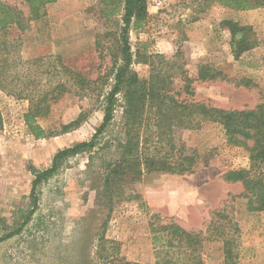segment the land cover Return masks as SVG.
Masks as SVG:
<instances>
[{"label":"rangeland","instance_id":"rangeland-1","mask_svg":"<svg viewBox=\"0 0 264 264\" xmlns=\"http://www.w3.org/2000/svg\"><path fill=\"white\" fill-rule=\"evenodd\" d=\"M0 1L28 13L23 0ZM124 1L56 0L25 31L0 32V41L11 45L3 81L9 93L0 90V238L18 229L0 242V264H106L101 257L106 254L114 264H153L154 222L201 233L204 264H223V236L233 240L237 264H264V210L248 212L243 186L225 179L230 171L248 169L249 155L229 144L221 126L211 122L172 133L164 128L159 143L153 127V133L145 132L150 148L159 147L161 156L172 151L171 160L185 148L192 150L199 158L192 174L145 171L126 187L129 199L109 206L99 195V164L90 166V155L79 154L37 187L33 210L32 171L50 168L58 151L90 140L102 122L101 103L122 63ZM228 23L244 29L240 39L233 38ZM127 40L131 70L140 79L158 76L156 83H164L178 101L221 110L253 109L260 103L264 8L233 11L204 0H168L156 7L146 0V15L131 21ZM64 67L85 78L84 94ZM206 69L221 75L200 80ZM58 83L65 88L36 120L44 135L35 137L24 121L28 101L18 93L35 86L49 91ZM121 117L118 105L111 132L119 131Z\"/></svg>","mask_w":264,"mask_h":264},{"label":"trees","instance_id":"trees-1","mask_svg":"<svg viewBox=\"0 0 264 264\" xmlns=\"http://www.w3.org/2000/svg\"><path fill=\"white\" fill-rule=\"evenodd\" d=\"M204 1L217 3L233 11L264 8V0ZM23 2L28 9L27 15L0 1V32L12 27L19 31H25L30 22L43 18L46 5L53 4L56 0H23ZM145 15L146 0L124 1L122 16L124 27L119 47L122 63L114 71L113 86L101 103L102 122L90 140L58 151L52 159L50 168L43 171H32L34 179L30 200L33 210L37 207L38 202L37 187L56 174L64 161L79 154L90 155V166L95 163L99 164L98 174L102 180L99 195L104 200H108L109 206L114 200L129 199L125 193L126 187L137 181L145 171L177 175L192 174L195 172L199 160L192 150L185 148L178 159L171 160L169 154L173 156L172 151L161 156L162 150L159 147L150 148L149 140L151 139L145 135V132L153 133L154 131L150 130V127H153L157 132H155L156 140L159 143L164 128H168L172 133L175 128L189 130L197 128L200 123L211 122L221 126L229 144L243 147L247 151L249 168L230 171L226 174L225 179L243 186L242 196L246 199L248 212H262L264 210V90L261 91L260 103L253 109L221 110L200 103L176 100L165 89L164 83L160 85L156 83L158 76L140 79L131 70L132 54L128 45L127 32L133 19L141 20ZM231 24L226 25L231 35L235 40L240 39L241 37H237L238 33L244 29L238 27L232 29L231 26L229 28L228 25ZM10 46L6 41H0V90L8 93L9 89L3 86V81L7 78L6 66L11 54ZM241 53H243L242 50L238 51L239 55ZM63 72L68 74V79L73 80L74 84L81 85L78 93L84 94V86L88 84L85 82V78L65 67ZM53 73L59 74L57 71ZM220 75V72L206 69L201 71L199 79L214 81ZM64 88V85L58 83L57 87H51L49 91H40L35 86L25 95L23 94L26 89H22L18 93L19 97L22 96L28 101L29 108L24 115V121L26 127L35 137L44 135L36 120L48 113L49 102L58 98L55 93L58 90L61 92ZM188 89L189 86H186L187 94L192 95ZM118 105L122 110L119 131L111 132L114 113ZM77 124L78 121L70 124L69 127ZM64 128H68V126ZM32 213L33 211L26 216L24 223L29 220ZM150 230L154 246L153 264H204L202 258L204 239L201 233L186 231L175 223L154 222L150 224ZM17 232L18 229L4 235L0 238V242L14 236ZM223 256V264H237L233 240L227 236H223ZM101 257L106 264L115 263L114 258L108 254L101 255ZM119 264L134 263L122 261Z\"/></svg>","mask_w":264,"mask_h":264},{"label":"built area","instance_id":"built-area-1","mask_svg":"<svg viewBox=\"0 0 264 264\" xmlns=\"http://www.w3.org/2000/svg\"><path fill=\"white\" fill-rule=\"evenodd\" d=\"M168 0H149V2L156 7H163L167 4Z\"/></svg>","mask_w":264,"mask_h":264}]
</instances>
